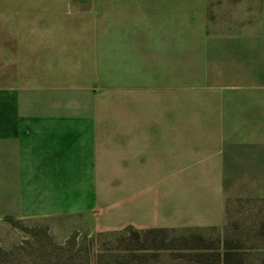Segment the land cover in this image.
Masks as SVG:
<instances>
[{"label":"crops","instance_id":"0c3cea01","mask_svg":"<svg viewBox=\"0 0 264 264\" xmlns=\"http://www.w3.org/2000/svg\"><path fill=\"white\" fill-rule=\"evenodd\" d=\"M0 11L38 21L20 42L39 43L22 51L39 88L82 91L32 102L0 84L4 211L202 235L226 224L231 200L264 197V0H0ZM237 80L257 93L217 94Z\"/></svg>","mask_w":264,"mask_h":264},{"label":"rangeland","instance_id":"374dc122","mask_svg":"<svg viewBox=\"0 0 264 264\" xmlns=\"http://www.w3.org/2000/svg\"><path fill=\"white\" fill-rule=\"evenodd\" d=\"M37 22L25 11H0V70L8 66L12 70L0 74V84L18 83L22 89L17 94L27 101L39 102L41 96L75 100L81 90L39 88V74L28 67L34 61L22 51L27 47L32 58L39 43L20 41L28 33L35 35L39 28L32 25ZM237 84L235 91L221 86L216 92L257 93L248 86L259 83L237 80ZM12 176L13 172L0 170V264H223L221 253L228 246L246 264H264V197L231 200L226 224L202 234L205 241L193 238L194 231L179 229L152 228L136 237L127 229L99 230L96 215L88 212L25 218L8 213L4 201L13 188Z\"/></svg>","mask_w":264,"mask_h":264},{"label":"trees","instance_id":"16d2710c","mask_svg":"<svg viewBox=\"0 0 264 264\" xmlns=\"http://www.w3.org/2000/svg\"><path fill=\"white\" fill-rule=\"evenodd\" d=\"M158 229L165 230L167 228H158ZM127 230L129 231V233L133 234L136 237L141 236V232L139 230H136L132 227H128ZM192 237L195 239H199L201 241H205V238L202 235L194 232L192 233ZM221 255H222L223 264H246L244 260L239 257V253L233 251L229 246L225 248V250L223 251V253H221Z\"/></svg>","mask_w":264,"mask_h":264}]
</instances>
